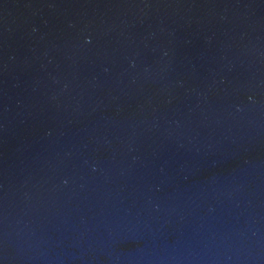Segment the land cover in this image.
Here are the masks:
<instances>
[{"label":"water","instance_id":"95a60500","mask_svg":"<svg viewBox=\"0 0 264 264\" xmlns=\"http://www.w3.org/2000/svg\"><path fill=\"white\" fill-rule=\"evenodd\" d=\"M0 264H264V0H0Z\"/></svg>","mask_w":264,"mask_h":264}]
</instances>
